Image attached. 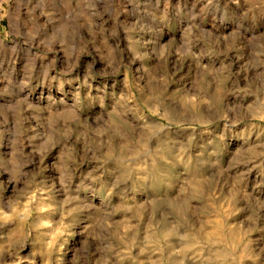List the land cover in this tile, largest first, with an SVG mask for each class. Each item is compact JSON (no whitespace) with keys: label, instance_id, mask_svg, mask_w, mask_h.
I'll list each match as a JSON object with an SVG mask.
<instances>
[{"label":"rangeland","instance_id":"374dc122","mask_svg":"<svg viewBox=\"0 0 264 264\" xmlns=\"http://www.w3.org/2000/svg\"><path fill=\"white\" fill-rule=\"evenodd\" d=\"M0 264H264V0H0Z\"/></svg>","mask_w":264,"mask_h":264},{"label":"bare ground","instance_id":"6f19581e","mask_svg":"<svg viewBox=\"0 0 264 264\" xmlns=\"http://www.w3.org/2000/svg\"><path fill=\"white\" fill-rule=\"evenodd\" d=\"M215 2V1H214ZM39 85V84H38ZM39 89V88H38ZM39 90H41V89H39ZM34 91V90H33ZM39 92V91H38ZM38 94V93H37ZM47 94V93H46ZM22 96V95H21ZM27 99V98H26Z\"/></svg>","mask_w":264,"mask_h":264}]
</instances>
